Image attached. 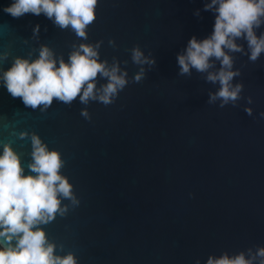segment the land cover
I'll return each instance as SVG.
<instances>
[{
	"label": "water",
	"instance_id": "95a60500",
	"mask_svg": "<svg viewBox=\"0 0 264 264\" xmlns=\"http://www.w3.org/2000/svg\"><path fill=\"white\" fill-rule=\"evenodd\" d=\"M9 2L0 0V52H9L4 67L12 56L35 55L42 42L67 58L81 39L43 13L13 17L3 11ZM203 3L99 0L88 39L102 38L101 57L128 59L121 66L130 77L139 67L130 58L133 44L156 58L112 103L54 98L41 112L0 85V140H11L26 162L30 141L17 133L36 130L65 158L63 171L80 203L44 227L80 264H193L196 257L204 264L209 253L264 244V52L255 61L233 54L241 69L234 81L244 85L236 104L208 102L218 84L194 68L178 73L176 62L191 35L212 30L214 13Z\"/></svg>",
	"mask_w": 264,
	"mask_h": 264
},
{
	"label": "clouds",
	"instance_id": "9594fccd",
	"mask_svg": "<svg viewBox=\"0 0 264 264\" xmlns=\"http://www.w3.org/2000/svg\"><path fill=\"white\" fill-rule=\"evenodd\" d=\"M98 3L99 0H10L3 5V11L13 17L43 13L55 26L68 28L81 39L73 42L67 58L42 42L35 55L29 50L27 55L12 56L4 67L2 62L9 52H0V85L11 96L20 97L25 106L43 112L54 98L65 104L74 99L84 105L92 100L109 104L130 80L140 81L146 74L145 65L156 63L150 51L146 53L139 44L131 46L130 58L139 67L130 77L128 69L121 66L128 59L101 57L102 38L88 39V26L97 16ZM203 8L214 13L212 30L203 37L191 35L176 53L178 73L191 74L193 68L204 73L205 80L218 84L215 90H209L208 102L236 104L244 85L234 81L241 69L234 67L233 54L246 53L249 60L255 61L264 52V0H204ZM194 14L199 15L200 8ZM39 31L37 22L32 35L38 38ZM108 43L117 46L113 37L108 38ZM101 78H105L103 82ZM246 99L249 103L244 110L250 115L252 97ZM80 114L91 119L87 107H82ZM259 116L264 117V110ZM17 135L29 138L26 162L11 140H0V264H80L76 253L65 251L64 244L51 239L44 227L80 203L74 183L63 171L65 158L36 130L21 129ZM193 264H201V258L196 257ZM204 264H264V244L231 253H209Z\"/></svg>",
	"mask_w": 264,
	"mask_h": 264
}]
</instances>
